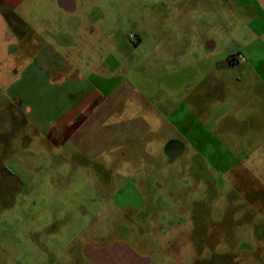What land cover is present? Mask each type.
Listing matches in <instances>:
<instances>
[{"label": "rangeland", "instance_id": "1", "mask_svg": "<svg viewBox=\"0 0 264 264\" xmlns=\"http://www.w3.org/2000/svg\"><path fill=\"white\" fill-rule=\"evenodd\" d=\"M24 9L36 46H54L70 70L48 80L109 74L106 84L122 83L110 99L128 96L126 117L140 102L153 128L119 124L103 137L92 123L75 133L72 157L69 145L25 134L1 86L0 264H110L123 245L147 264H264V0ZM238 59L247 65L229 64ZM155 85L148 103L142 91ZM168 138L182 141L172 160Z\"/></svg>", "mask_w": 264, "mask_h": 264}, {"label": "crops", "instance_id": "2", "mask_svg": "<svg viewBox=\"0 0 264 264\" xmlns=\"http://www.w3.org/2000/svg\"><path fill=\"white\" fill-rule=\"evenodd\" d=\"M25 3L26 0H0V87L9 88V93L8 90L6 93L12 101L15 117L20 118L17 124L24 133H31L29 130L36 131L45 135L52 143L57 141L59 145H69L72 157H75V133L85 126H91L92 123L100 124L99 132L103 137H109L119 124L126 130H151L153 124L148 118L153 117V114L143 110L144 105L137 102L134 107L135 115L126 117L129 113L127 105L122 108L121 104L123 100L129 99L128 96L119 94L115 100L110 99L112 94L120 90L122 83L106 84L112 78L109 74L100 75L91 71L88 77H95L94 81L86 80L87 83L84 81L83 85H80L82 79L75 77L66 83L53 78L48 80L47 74L51 71L61 75L70 70L60 66L54 46H36L41 42V36L33 31L34 28L26 19ZM60 4L66 9L74 8L75 0H60ZM32 32L35 33L33 36ZM25 55L30 57L23 58ZM238 60L229 64L243 67L248 63ZM106 64L110 70L118 67L117 62ZM158 90L159 86L155 85L142 91L148 103L157 95ZM108 99L111 100L109 103ZM174 140L179 139L168 138L164 144ZM118 147L120 146L115 148ZM166 147L170 160L183 152L180 150L174 156L168 153ZM104 155L105 153L87 154L89 159ZM121 252L125 253V256L120 257ZM107 254L110 264H147L144 258L138 257L126 245L114 248ZM115 255L116 258H110Z\"/></svg>", "mask_w": 264, "mask_h": 264}, {"label": "flooded vegetation", "instance_id": "3", "mask_svg": "<svg viewBox=\"0 0 264 264\" xmlns=\"http://www.w3.org/2000/svg\"><path fill=\"white\" fill-rule=\"evenodd\" d=\"M167 150L168 153H170L171 155H176L180 152L181 148L180 145L182 144L181 141L179 140H174V141H170L167 143Z\"/></svg>", "mask_w": 264, "mask_h": 264}, {"label": "built area", "instance_id": "4", "mask_svg": "<svg viewBox=\"0 0 264 264\" xmlns=\"http://www.w3.org/2000/svg\"><path fill=\"white\" fill-rule=\"evenodd\" d=\"M240 56H241V55H240ZM240 56H239V57H240Z\"/></svg>", "mask_w": 264, "mask_h": 264}]
</instances>
